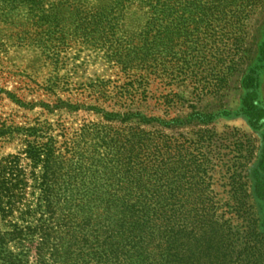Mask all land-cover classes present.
Masks as SVG:
<instances>
[{"label":"rangeland","instance_id":"rangeland-1","mask_svg":"<svg viewBox=\"0 0 264 264\" xmlns=\"http://www.w3.org/2000/svg\"><path fill=\"white\" fill-rule=\"evenodd\" d=\"M73 1L101 22L99 48L45 55L12 43L5 13L0 18V264H76L86 239L77 201L128 199L104 147L122 126L65 105L165 119L234 109L264 24V0ZM165 134L171 168L173 147L191 139L208 172L198 190L177 197L212 200L233 229L244 224L235 209L249 202L256 136L241 121ZM28 145L48 151V161L34 164ZM256 209L264 213V199Z\"/></svg>","mask_w":264,"mask_h":264},{"label":"trees","instance_id":"trees-1","mask_svg":"<svg viewBox=\"0 0 264 264\" xmlns=\"http://www.w3.org/2000/svg\"><path fill=\"white\" fill-rule=\"evenodd\" d=\"M0 5V18L5 13L14 44L36 47L45 55L77 45L101 46V22L94 11L76 1L0 0ZM263 27L254 57L239 79L240 93L234 109L206 112L192 108L185 116L165 119L137 111L115 113L65 105L67 110L82 108L107 123L122 126L112 128L114 133L104 137V147L112 169L120 177V187L128 194L126 200L108 196L74 204L77 213H82L80 222L85 225L86 237L85 245L78 249L76 264H264V213L256 209L257 201L264 199ZM219 121H241L258 140L256 161L246 179L251 194L245 198L249 202H237L235 209L237 220L242 218L245 223L234 229L230 220L216 213L212 200L177 197L198 190L208 172L198 163L196 155L201 156V148L191 139L173 147L175 166L171 168L172 147L165 134ZM28 147L34 164L48 161V151ZM3 190L0 184V196Z\"/></svg>","mask_w":264,"mask_h":264}]
</instances>
